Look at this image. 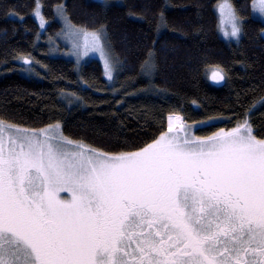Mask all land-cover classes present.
I'll use <instances>...</instances> for the list:
<instances>
[{"label": "snow or ice", "instance_id": "6c2138e0", "mask_svg": "<svg viewBox=\"0 0 264 264\" xmlns=\"http://www.w3.org/2000/svg\"><path fill=\"white\" fill-rule=\"evenodd\" d=\"M42 7L35 0L41 28ZM253 7L264 16V0ZM214 8L217 29L239 42L238 10L230 0ZM53 12L62 22L56 35L77 61L100 51L114 81L122 64L106 26L73 24L63 3ZM163 22L161 13L157 27ZM17 56L31 71L30 54ZM140 67L145 75L157 70L151 50ZM205 71L217 83L227 77L219 64ZM256 103H241L233 127L204 136L193 129L212 118L186 126V117L169 113L166 130L118 152L75 141L59 124L28 131L0 119V264H264V128L251 120Z\"/></svg>", "mask_w": 264, "mask_h": 264}, {"label": "trees", "instance_id": "16d2710c", "mask_svg": "<svg viewBox=\"0 0 264 264\" xmlns=\"http://www.w3.org/2000/svg\"><path fill=\"white\" fill-rule=\"evenodd\" d=\"M252 1L230 0L243 17L237 42L218 32L217 0H41L44 30L35 0H0V119L31 130L59 124L64 135L106 152L142 146L167 129L169 113L186 125L212 118L195 129L204 136L233 127L241 103L257 101L251 120L264 128V22L252 16ZM61 3L73 24L106 26L122 64L114 81L96 59L78 65L50 53L47 41L61 29L53 5ZM150 50L157 70L145 75L140 66ZM18 53L30 54L31 71ZM206 64L221 65L226 79L213 84Z\"/></svg>", "mask_w": 264, "mask_h": 264}, {"label": "rangeland", "instance_id": "374dc122", "mask_svg": "<svg viewBox=\"0 0 264 264\" xmlns=\"http://www.w3.org/2000/svg\"><path fill=\"white\" fill-rule=\"evenodd\" d=\"M256 2L258 3V0H253L252 1V6H251V14L254 18L256 19H259L261 21L264 22V16H261L260 12H259V8L256 7L254 8L253 7V3ZM217 3V2H216ZM231 3V2H230ZM216 11V10H215ZM217 14V13H216ZM35 20L38 22L39 26H40V23H39V19L33 15ZM56 19L58 20V22L60 23L61 27H62V22L61 20L59 19V17H56ZM47 25V22L45 24V26L43 28H41L42 30L45 29ZM227 27V25H226ZM220 36L226 40V41H236L234 39H228V38H225L224 35L218 30ZM54 41V42H53ZM53 41H50L48 40L47 43L50 44L51 48H50V53L54 56H60V57H63V58H67V59H71L73 60L76 64H82L84 62H86L87 60L89 59H96L100 62L101 66H102V69H103V74H104V77L107 79V77L105 76V72H104V58H103V55L100 51H88L86 55H82L80 58H79V62L77 61V57L72 55L70 50H69V46L67 45L66 41L62 38V37H57L56 35V38L54 39L53 38ZM52 44H51V43ZM81 43L83 45V38H81ZM82 51H83V48H82ZM209 79H210V73H209ZM108 80V79H107ZM110 81V80H108ZM210 81L215 84V85H219L221 84L223 81H220L219 83L215 82V81H212L210 79ZM192 124L190 125H186V126H191ZM55 126V125H53ZM198 128V127H197ZM22 130H28V131H31V129H24V128H21ZM42 129V128H41ZM196 129V128H195ZM195 129L194 132H195ZM38 130V129H37ZM196 135V134H195ZM76 141V140H75ZM86 145V144H85ZM88 146V145H86ZM62 196H70V194L68 193H61Z\"/></svg>", "mask_w": 264, "mask_h": 264}, {"label": "bare ground", "instance_id": "6f19581e", "mask_svg": "<svg viewBox=\"0 0 264 264\" xmlns=\"http://www.w3.org/2000/svg\"><path fill=\"white\" fill-rule=\"evenodd\" d=\"M168 123V122H167Z\"/></svg>", "mask_w": 264, "mask_h": 264}]
</instances>
